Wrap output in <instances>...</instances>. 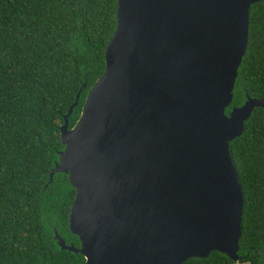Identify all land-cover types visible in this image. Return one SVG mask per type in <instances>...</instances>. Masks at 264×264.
I'll return each instance as SVG.
<instances>
[{
	"label": "water",
	"instance_id": "95a60500",
	"mask_svg": "<svg viewBox=\"0 0 264 264\" xmlns=\"http://www.w3.org/2000/svg\"><path fill=\"white\" fill-rule=\"evenodd\" d=\"M261 0H118L106 68L59 162L75 188L69 228L85 264L237 261L244 205L229 143L264 98L231 104Z\"/></svg>",
	"mask_w": 264,
	"mask_h": 264
},
{
	"label": "trees",
	"instance_id": "16d2710c",
	"mask_svg": "<svg viewBox=\"0 0 264 264\" xmlns=\"http://www.w3.org/2000/svg\"><path fill=\"white\" fill-rule=\"evenodd\" d=\"M118 0H0V264H85L61 249L55 231L80 247L69 228L75 188L51 171L69 129L106 68L117 26ZM264 98V0L249 7L248 42L233 98ZM244 205L237 261L211 251L182 264H264V108L255 107L243 133L229 143Z\"/></svg>",
	"mask_w": 264,
	"mask_h": 264
},
{
	"label": "rangeland",
	"instance_id": "374dc122",
	"mask_svg": "<svg viewBox=\"0 0 264 264\" xmlns=\"http://www.w3.org/2000/svg\"><path fill=\"white\" fill-rule=\"evenodd\" d=\"M236 264H239V263H236ZM242 264H247V263H242Z\"/></svg>",
	"mask_w": 264,
	"mask_h": 264
}]
</instances>
